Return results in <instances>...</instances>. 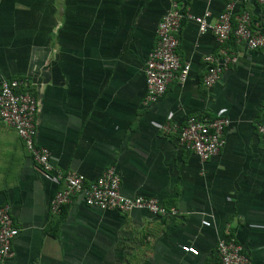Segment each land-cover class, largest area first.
Returning a JSON list of instances; mask_svg holds the SVG:
<instances>
[{"label":"crops","instance_id":"0c3cea01","mask_svg":"<svg viewBox=\"0 0 264 264\" xmlns=\"http://www.w3.org/2000/svg\"><path fill=\"white\" fill-rule=\"evenodd\" d=\"M233 20L248 13L264 34V7L253 1L182 0L191 15L214 23L228 4ZM169 0H0V83L25 79L35 96L36 142L55 171L87 183L114 167L123 196L155 198L174 217L145 211L119 214L74 197L49 212L64 185L43 174L16 133L0 120V206L8 205L17 235L8 264H207L220 236L264 264V49L219 43L185 20L177 53L190 70L155 104L143 106V68ZM221 52L237 62L210 88L203 58ZM189 117L230 125L218 155L204 164L182 149L177 134ZM211 215V225L201 221ZM189 245L198 255L184 253Z\"/></svg>","mask_w":264,"mask_h":264},{"label":"built area","instance_id":"2783aa9c","mask_svg":"<svg viewBox=\"0 0 264 264\" xmlns=\"http://www.w3.org/2000/svg\"><path fill=\"white\" fill-rule=\"evenodd\" d=\"M182 0H169V7L161 17L156 28V43L150 51L143 68L145 79V96L143 106L148 107L159 101L165 94L168 84L177 79L186 81L190 66L182 64L177 53L178 33L181 23L185 20L197 25L200 34L211 32L219 43L230 38L234 43L243 45L247 50L264 49V34L251 28L248 13H242L232 24L233 4L225 6L214 23L209 22L210 14L191 15L181 5ZM245 2L249 0H238ZM264 7V0H250ZM206 66L202 77V85L210 88L215 85L222 73L237 62L234 54L221 52L219 55H207L203 58ZM25 79H3L0 83V120L12 129L32 162L43 174L53 173L64 185L55 193L49 204V212L58 215L64 206L74 197L81 196L85 205L102 211L127 214L132 211H145L156 217H174L178 211L165 208L155 198L125 197L120 192V180L114 167H108L95 181L87 183L79 174H63L55 171L50 163V152L47 148L37 145L35 115L37 101L28 90ZM230 120L220 117L211 121L199 120L195 117L186 119L185 124L166 122L159 126L164 135L177 134L179 146L192 152L204 164L219 154L224 146V133ZM257 133L264 142V122L256 126ZM201 221V225H211V215ZM17 235L13 227L8 205L0 206V264H8L13 258L12 242ZM181 250L189 255L197 256L198 251L192 246L184 245ZM207 264H251L243 254L242 247L233 239L220 236L216 243L215 259Z\"/></svg>","mask_w":264,"mask_h":264},{"label":"trees","instance_id":"16d2710c","mask_svg":"<svg viewBox=\"0 0 264 264\" xmlns=\"http://www.w3.org/2000/svg\"><path fill=\"white\" fill-rule=\"evenodd\" d=\"M65 207V206H64ZM64 207L62 209H64Z\"/></svg>","mask_w":264,"mask_h":264}]
</instances>
